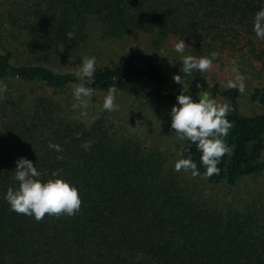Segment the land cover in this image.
Segmentation results:
<instances>
[{"label":"trees","instance_id":"16d2710c","mask_svg":"<svg viewBox=\"0 0 264 264\" xmlns=\"http://www.w3.org/2000/svg\"><path fill=\"white\" fill-rule=\"evenodd\" d=\"M261 8L264 0H0V83L8 89L0 95V264H264L263 207L212 205L180 184L157 147L121 134L101 113L84 119L50 97L25 105L8 96L10 82H40L52 92L81 83L78 72L55 70L45 61L64 58L81 67L89 57L91 24L101 38L140 34L148 50L124 49L97 63L94 82L86 86L103 92L114 86L153 111L171 110L179 94L198 100L209 89L224 96L234 124L224 139L234 154L223 157L218 175L203 179L235 184L264 166V88L255 86L249 95L261 111L243 113L237 89L209 86L195 70L190 76L175 72L184 82L181 89L155 51L173 38L184 40L185 56L215 51L217 61L225 51H237L264 66V40L253 31ZM15 45L42 62L14 61ZM84 141H92L90 149L81 147ZM182 149L203 174L196 145L183 140L179 156ZM20 157L33 162L41 180L59 172L77 187L79 213L37 222L12 211L5 196L18 187Z\"/></svg>","mask_w":264,"mask_h":264},{"label":"rangeland","instance_id":"374dc122","mask_svg":"<svg viewBox=\"0 0 264 264\" xmlns=\"http://www.w3.org/2000/svg\"><path fill=\"white\" fill-rule=\"evenodd\" d=\"M90 29V35L86 45L90 47L89 57L95 56L97 63H103L124 49L132 50L137 53H144L149 49L147 40L140 34H130L123 38H101L93 24ZM177 40L168 38L155 53L161 56L163 66L170 80H173L175 72L182 68V59L184 53H177L174 49ZM16 46V45H15ZM13 60L15 61H36V56L28 52L23 46L17 45L13 48ZM36 62H42L37 59ZM45 63L49 64L55 70L71 69L80 72V65H71L64 58H52ZM239 67L240 73L245 78V91L238 96V109L243 113H255L261 111V105L258 101L250 98V90L255 87L264 88V66H261L256 60L246 53L237 51H225L219 60L213 62V67L205 72L209 86L217 84L222 87L228 84L229 80L234 79L231 72L233 65ZM11 99H19L21 104L29 105L33 99L49 97L53 101L61 104L70 115H79L81 118H92L96 113H101L107 121L111 122L113 128H117L121 134H127L134 137L141 144L148 147H157L165 157V168L168 167L179 178L181 185L190 186L195 189L201 198L214 206H223L226 204L237 205L239 202L251 205L257 208H264V166L261 171L246 175L239 179L235 184H229L224 181L209 182L203 178H193L189 172L175 171V163L180 159L178 145L183 141L179 134L171 128V110L164 106L159 110H150L141 101L129 94H124L116 90V103L119 105L115 111L102 110L104 96L107 91H95L93 94L94 104L88 107L73 108L74 104L79 103L73 96L74 86L69 85L61 90L52 92L50 88L40 82L24 84L23 82H10ZM14 90V91H13ZM220 103L229 104L228 100L216 93L212 94L208 89L203 92ZM4 98V97H1ZM92 106V107H91ZM261 159L264 164V147L261 152ZM167 162V163H166Z\"/></svg>","mask_w":264,"mask_h":264},{"label":"clouds","instance_id":"9594fccd","mask_svg":"<svg viewBox=\"0 0 264 264\" xmlns=\"http://www.w3.org/2000/svg\"><path fill=\"white\" fill-rule=\"evenodd\" d=\"M253 31L256 37L264 40V8L255 13L253 19ZM188 47L184 40H180L174 46L177 53H184ZM220 54L213 51L209 56L196 57L186 55L182 59L181 72L184 75H191L192 72H208L213 67V62ZM96 57L85 56L79 72L81 83L74 86L73 96L79 103L73 108L88 107V100L93 96L95 89L86 86L92 84L95 78ZM234 79L229 80L227 87L237 89L241 94L245 91V78L240 73L239 67L235 64L231 68ZM174 82L184 88L181 75L173 76ZM8 91L7 85L0 83V95ZM116 88L110 86L104 96L102 110L115 111L119 105L116 103ZM177 105L171 109V128L179 134L180 139L188 140L195 144L201 152L200 161L206 171L202 174L191 156L184 157V149L174 165L177 172H190L192 177L202 176L210 178L220 173L218 165L223 157L234 154V146L226 143L224 137L229 135L234 127L233 122L228 119L231 111L230 105L220 103L217 99L208 94H201L198 100L190 95L179 94L176 97ZM77 138L80 134L77 133ZM92 141H84L81 144L85 150L90 149ZM49 148L58 153L63 152L59 144L49 143ZM190 151V147L187 149ZM57 160H63V155H58ZM15 180L18 187H9L5 200L9 203L11 210L18 214L34 216L37 222L43 220L46 215L59 218L62 215L75 216L82 206V198L79 189L65 180L59 172H53L52 178L46 181L41 180V173L33 162L27 158L20 157L16 161Z\"/></svg>","mask_w":264,"mask_h":264}]
</instances>
